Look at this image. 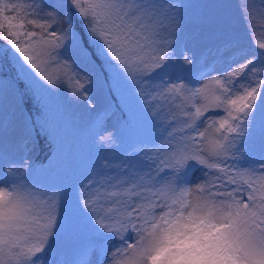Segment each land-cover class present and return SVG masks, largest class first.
Here are the masks:
<instances>
[{
	"label": "snow or ice",
	"instance_id": "1",
	"mask_svg": "<svg viewBox=\"0 0 264 264\" xmlns=\"http://www.w3.org/2000/svg\"><path fill=\"white\" fill-rule=\"evenodd\" d=\"M183 7L0 0V264H264V6H242L248 44L211 18L192 20L193 42L214 41L199 58L181 40ZM101 80L125 124L137 119L124 107L131 91L163 134L145 161L105 159L84 177L78 205L94 237L57 261L61 197L27 178L4 136L35 150L53 135L55 95L67 86L95 111L89 89ZM111 107L92 124L101 146L114 142Z\"/></svg>",
	"mask_w": 264,
	"mask_h": 264
},
{
	"label": "rangeland",
	"instance_id": "2",
	"mask_svg": "<svg viewBox=\"0 0 264 264\" xmlns=\"http://www.w3.org/2000/svg\"><path fill=\"white\" fill-rule=\"evenodd\" d=\"M162 3L184 5L181 9L185 18V28L180 34L181 40L193 49L197 58L207 54L214 41L211 37L193 42L191 39V21L197 18L208 17L216 21L217 25L234 36L242 44L250 43L244 11L242 6L251 3L256 9L264 6V0H160ZM257 43L264 42V29L255 31ZM7 65H5V68ZM200 65L192 68L196 72ZM8 72H10L8 70ZM2 74V73H0ZM89 91L94 97L95 111L86 107L83 102H76L64 86L54 97L50 112V120L54 126L53 135L44 140V144L52 146L56 143V130L64 133L68 138V153H60V168L56 163H49L53 157L35 160V150L25 147L19 137L12 130L4 136L9 153V158L15 161H26L25 169L27 178L34 182L42 191L49 194L55 192L61 197V212L63 217V231L58 237L54 258L59 260H72L78 251L87 245L94 237L88 218L82 213L78 205L79 186L85 176L93 171L102 170L105 159L112 164L127 161L137 164L145 161V151L160 142L163 127L160 119L148 115L140 101L135 99L129 91V106L137 112V119L131 121L135 130L127 131L120 119L119 111L113 106L109 86L101 80ZM111 105V119L108 121L109 130L115 134L113 144L101 146L91 133V128L97 113H103ZM124 106V105H123ZM124 106L127 111V107ZM111 114V113H109ZM142 116L140 117V115ZM35 111L33 117H36ZM256 145L259 143L257 130L254 138ZM67 148V147H66ZM49 150V149H48ZM51 154V150L49 151ZM43 160V161H42ZM34 162V165L33 163ZM42 165V166H41ZM36 166V167H34ZM63 167V168H62Z\"/></svg>",
	"mask_w": 264,
	"mask_h": 264
},
{
	"label": "trees",
	"instance_id": "3",
	"mask_svg": "<svg viewBox=\"0 0 264 264\" xmlns=\"http://www.w3.org/2000/svg\"><path fill=\"white\" fill-rule=\"evenodd\" d=\"M10 71V70H9ZM13 73L10 71V72H8V75H12ZM109 86V85H108ZM110 96L112 97V99H113V106H114V108L116 109V104L118 103V101L117 100H115L114 98H113V95L110 93ZM123 106V105H122ZM129 106V105H128ZM117 110V109H116ZM126 111V110H125ZM119 114H120V112H119ZM138 116V115H137ZM142 116V114L140 115V117ZM139 117V116H138ZM122 123L124 124V126L126 127V130L127 131H132V129H134L135 130V127L134 126H131V123L132 122H129V123H127V124H125L124 122H123V120H122ZM61 130V132H63L64 133V131H63V129L61 128L60 129ZM59 130H56V143H54L52 146H48L47 145V147H46V145L44 144V140L42 139V137H41V144H40V146L39 147H37V148H35V159L33 160V161H35V160H39V163H40V161H41V159H43L42 157L44 156V158H49V157H52L50 160H49V162H48V164L49 163H56V167L59 169V170H61V168H60V153H63V151H66L67 153H68V143H65V142H68V138L66 137V136H63L62 134L63 133H61ZM67 147V148H66ZM49 149V150H48ZM51 150V154L49 153V151ZM43 161V160H42ZM33 163V165H34V162H32ZM61 165H62V163H61ZM42 166V165H41ZM34 167H36V166H34ZM37 168V167H36ZM63 168V167H62Z\"/></svg>",
	"mask_w": 264,
	"mask_h": 264
}]
</instances>
